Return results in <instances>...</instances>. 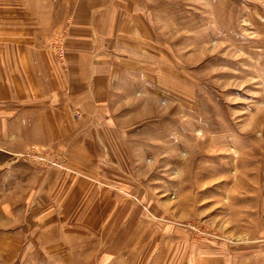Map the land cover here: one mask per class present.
Wrapping results in <instances>:
<instances>
[{"label": "rangeland", "instance_id": "374dc122", "mask_svg": "<svg viewBox=\"0 0 264 264\" xmlns=\"http://www.w3.org/2000/svg\"><path fill=\"white\" fill-rule=\"evenodd\" d=\"M142 6L109 118L73 122L90 165L37 121L0 138V264H264V0ZM59 172L80 181L73 217Z\"/></svg>", "mask_w": 264, "mask_h": 264}, {"label": "crops", "instance_id": "0c3cea01", "mask_svg": "<svg viewBox=\"0 0 264 264\" xmlns=\"http://www.w3.org/2000/svg\"><path fill=\"white\" fill-rule=\"evenodd\" d=\"M142 9V0H0V138L10 137L12 126L37 121L43 138L71 139L58 146L70 153L67 166L90 165L73 163V138L75 152L82 153L88 137L86 130L73 133V122L109 118L108 76L117 71L119 42L140 36ZM56 38L65 48L63 62L50 47ZM56 178L53 200L61 202L63 217H73L65 207L73 208L80 181L63 172Z\"/></svg>", "mask_w": 264, "mask_h": 264}, {"label": "built area", "instance_id": "2783aa9c", "mask_svg": "<svg viewBox=\"0 0 264 264\" xmlns=\"http://www.w3.org/2000/svg\"><path fill=\"white\" fill-rule=\"evenodd\" d=\"M62 55H63V53H62Z\"/></svg>", "mask_w": 264, "mask_h": 264}]
</instances>
